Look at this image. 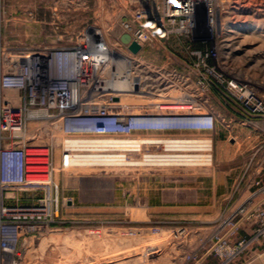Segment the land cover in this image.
Masks as SVG:
<instances>
[{"label": "rangeland", "instance_id": "374dc122", "mask_svg": "<svg viewBox=\"0 0 264 264\" xmlns=\"http://www.w3.org/2000/svg\"><path fill=\"white\" fill-rule=\"evenodd\" d=\"M145 2L0 0V74L13 56L69 44L91 25L124 50L121 19ZM213 5L214 21L207 23L200 1L192 35H171L163 46L150 41L140 52H122L133 57L142 82L161 73L166 78L161 88L181 86L204 101L213 127L64 134L40 120L41 128L52 127L66 140L62 146L46 134L29 135L49 151L48 185L58 196L60 214L25 249L22 264H240L239 259L264 252L262 219L255 216V226L247 227L239 221L242 204L229 205L236 193L231 184L241 183L243 141L228 137L226 113L237 112L239 101L220 82L232 76L264 96V0H213ZM191 49L214 52L207 62L217 73L211 76ZM256 115L264 128V114ZM30 123L28 128L36 124ZM62 147L75 152V159L78 154L87 159L78 157V164L61 169Z\"/></svg>", "mask_w": 264, "mask_h": 264}, {"label": "built area", "instance_id": "2783aa9c", "mask_svg": "<svg viewBox=\"0 0 264 264\" xmlns=\"http://www.w3.org/2000/svg\"><path fill=\"white\" fill-rule=\"evenodd\" d=\"M200 1L205 21L213 23V0H149L127 10L121 19L122 29L129 34V41L122 43L125 49L109 45L120 52H133L128 44L136 41L140 52L150 41L163 46L171 35H192ZM107 43L102 30L87 26L69 44L35 47L17 54L10 59L8 70L0 74V264H20L25 249L60 214L57 194L49 182H42V175L48 174L51 166L49 151L41 152L45 145L29 140V121H50L64 134H108L121 125L116 116L98 105L110 100V94L99 85V66L88 53L111 52ZM188 52L197 55L211 76L217 73L216 66L207 62L214 52ZM220 82L237 96L243 110L264 114V96L251 86L232 76L221 77ZM5 90L14 93L6 95ZM213 125V114L206 113L193 127ZM69 154V149H62V166L67 165ZM25 192L42 193L25 196ZM250 214L264 222V198Z\"/></svg>", "mask_w": 264, "mask_h": 264}, {"label": "bare ground", "instance_id": "6f19581e", "mask_svg": "<svg viewBox=\"0 0 264 264\" xmlns=\"http://www.w3.org/2000/svg\"><path fill=\"white\" fill-rule=\"evenodd\" d=\"M109 48L111 52L88 53H90L91 58L97 61L99 66L97 69L100 76L99 85L105 90H109L110 94V100L99 101L98 105L99 107L102 105L110 115L116 116L117 121L121 124L115 132H127L126 129L130 131L137 128L141 130L142 128L193 127L202 118L203 114L208 113L205 110L204 101L195 98L185 88L176 87L174 84H168L166 87L161 88V78L163 77L161 73H158L156 77L148 78L149 80L145 78L146 81L142 82V77L133 70V68H136L133 66V57L112 48L110 45ZM15 57L17 56H13L11 60ZM163 79L166 78L163 77ZM164 84L166 85V80ZM169 86H172L171 89L163 91L164 88ZM118 89L123 92H113ZM37 113L39 112L36 111ZM32 121L36 124L30 125L27 135L41 137L42 134H46L52 142L61 143L62 146L66 144V140L62 139L63 137L58 131L51 129L52 127L50 129L47 127L41 128L40 120L32 119L29 123ZM46 128L48 131H46ZM44 150L40 149L41 152H44ZM74 153L70 151L67 165L62 166L60 164L58 167L61 169L71 168L78 164L79 159H87L85 155L81 154H78L79 159L78 157L75 159ZM58 167L56 169L60 170ZM48 177V174L42 175V182H51ZM20 264H22V261Z\"/></svg>", "mask_w": 264, "mask_h": 264}, {"label": "crops", "instance_id": "0c3cea01", "mask_svg": "<svg viewBox=\"0 0 264 264\" xmlns=\"http://www.w3.org/2000/svg\"><path fill=\"white\" fill-rule=\"evenodd\" d=\"M237 107V112L228 110L225 123L230 133L229 139L232 141L235 138L238 141L242 138L243 141L238 158L241 183L237 185L234 181L231 184V187L235 185L236 193L228 201L230 208L241 203L243 212L239 221L247 227H254L255 216L250 214V209L259 206L264 198V128L261 127L263 121L258 124L259 115L250 114ZM258 245L254 244L252 248L259 249ZM239 260L240 264H264V252Z\"/></svg>", "mask_w": 264, "mask_h": 264}, {"label": "water", "instance_id": "95a60500", "mask_svg": "<svg viewBox=\"0 0 264 264\" xmlns=\"http://www.w3.org/2000/svg\"><path fill=\"white\" fill-rule=\"evenodd\" d=\"M121 39L123 42H128L129 41V34L128 33L121 34ZM128 48L130 50H132L133 52H137L140 48V45L136 41H131L128 44Z\"/></svg>", "mask_w": 264, "mask_h": 264}]
</instances>
